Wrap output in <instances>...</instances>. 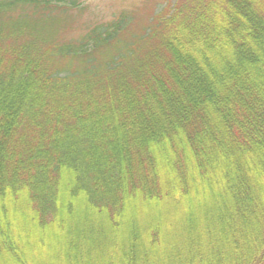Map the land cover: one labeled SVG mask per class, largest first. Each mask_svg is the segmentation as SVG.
I'll list each match as a JSON object with an SVG mask.
<instances>
[{"label": "trees", "instance_id": "obj_1", "mask_svg": "<svg viewBox=\"0 0 264 264\" xmlns=\"http://www.w3.org/2000/svg\"><path fill=\"white\" fill-rule=\"evenodd\" d=\"M0 264H264V0H0Z\"/></svg>", "mask_w": 264, "mask_h": 264}, {"label": "rangeland", "instance_id": "obj_2", "mask_svg": "<svg viewBox=\"0 0 264 264\" xmlns=\"http://www.w3.org/2000/svg\"><path fill=\"white\" fill-rule=\"evenodd\" d=\"M89 5L91 15L109 19L119 9L139 7L145 0H81ZM158 10V8L156 9Z\"/></svg>", "mask_w": 264, "mask_h": 264}]
</instances>
